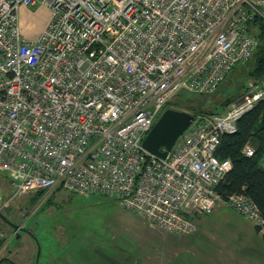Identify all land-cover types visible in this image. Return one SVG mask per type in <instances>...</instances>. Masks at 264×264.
Masks as SVG:
<instances>
[{"label":"built area","instance_id":"2783aa9c","mask_svg":"<svg viewBox=\"0 0 264 264\" xmlns=\"http://www.w3.org/2000/svg\"><path fill=\"white\" fill-rule=\"evenodd\" d=\"M36 3L50 17L31 39L17 11ZM255 17L264 0H0V171L13 195L101 193L179 234L223 202L262 233L248 196L215 189L232 165L215 151L263 84L225 112L194 116L166 157L142 145L177 92H212L250 58Z\"/></svg>","mask_w":264,"mask_h":264},{"label":"rangeland","instance_id":"374dc122","mask_svg":"<svg viewBox=\"0 0 264 264\" xmlns=\"http://www.w3.org/2000/svg\"><path fill=\"white\" fill-rule=\"evenodd\" d=\"M30 9L33 15L25 16L23 22L27 32L33 35L46 14L38 4L31 5ZM237 72L214 92L187 91L176 95L177 92L168 107L197 117L227 111L246 88L239 82ZM258 79L244 78L248 85L261 87ZM232 89L238 93L222 104ZM14 191L11 180L0 171V210L30 230L21 229L15 235L13 228L0 217V258L8 257L16 264H35L38 245L37 264H45L47 254L60 257L63 264H206L203 260L207 255L231 258L233 264H264L262 234L255 229V234L247 240L229 230L226 225L230 218L222 219L220 215L227 208L223 202L211 213L195 219V232L179 234L150 224L118 199L101 193L83 195L66 189H47L43 195H13ZM241 223L252 225L244 219ZM26 240L33 242L35 256H26Z\"/></svg>","mask_w":264,"mask_h":264},{"label":"trees","instance_id":"16d2710c","mask_svg":"<svg viewBox=\"0 0 264 264\" xmlns=\"http://www.w3.org/2000/svg\"><path fill=\"white\" fill-rule=\"evenodd\" d=\"M249 29L251 33L256 34L259 38L256 49L250 58L245 62L236 64L227 73L217 89L235 70H239L237 76L239 82H243V86L247 87L248 85L244 80L247 76L258 77L259 82L264 85V20L255 17L250 22ZM181 92L187 91L180 90L176 95ZM237 93L238 91H235V89L229 91L222 104L227 103ZM246 144L253 145H251L254 148L253 154L247 155L243 152ZM215 154L219 158H229L232 164L230 170L217 183L215 187L217 192L223 199H227L230 195L236 193L245 194L256 204L264 218V96L237 120L235 132H224L220 135ZM46 191L47 189H42L34 194L43 195ZM256 229L258 230V228ZM16 234L17 232H15ZM261 234L264 241V231ZM4 260L6 259H3L0 263Z\"/></svg>","mask_w":264,"mask_h":264},{"label":"water","instance_id":"95a60500","mask_svg":"<svg viewBox=\"0 0 264 264\" xmlns=\"http://www.w3.org/2000/svg\"><path fill=\"white\" fill-rule=\"evenodd\" d=\"M193 119L194 114L188 111L167 107L166 109H164L162 114L158 117L152 128L143 139V147L152 154L158 155L163 158L166 157L175 140L190 125ZM162 147H164L163 150L161 149ZM0 217L4 222H6L13 228L14 232L18 233L19 230L24 229L22 224L15 223L10 218H8L1 210ZM27 230L28 232L30 231L29 229ZM39 254L40 248L38 245L35 264L38 263ZM3 259L8 260L12 264H16L12 260L8 259V257L0 258V262Z\"/></svg>","mask_w":264,"mask_h":264},{"label":"crops","instance_id":"0c3cea01","mask_svg":"<svg viewBox=\"0 0 264 264\" xmlns=\"http://www.w3.org/2000/svg\"><path fill=\"white\" fill-rule=\"evenodd\" d=\"M36 4H38L41 7V9L45 11V14L46 15L43 17L42 23L36 29V31H35V33H33V35H31L30 32H27V29L25 28V25H24V22H23L24 19H25V16L33 15V13H34L33 10L30 9V6L20 5L19 8H18V11H17L19 28H20L21 33L25 37L31 38V39L32 38H35V37H37L39 35V33L42 31V29L44 28V26L46 25V23H47V21H48V19L50 17V10H49L48 6H46L44 4H41V3H36ZM36 4H34V5H36ZM226 207H227L226 210L223 209L222 210L223 212L220 214L221 217H222V219L223 218H227V217L230 218V219H228V225H226V227L229 230H231L232 232H235L238 235H241L244 238H246L247 240H249L255 234L254 233V230L256 228L254 227V225L249 220H247L245 217H243L242 215L238 214L237 212H235L234 210H232L227 205H226ZM200 217H201V215L197 216L198 219ZM243 219L246 220V221H248V222H250L252 225L251 226L250 225H247V226L243 225L241 223V221ZM204 226L205 225L202 226V229L204 228ZM198 229H200V228H198ZM31 244L33 245V242L32 243H29V241L26 240V247H28L27 248L28 253H26V256L29 254L30 257L33 256V254L35 256V253H33L34 252L33 251L34 246H32ZM23 245H25V244H23ZM26 247H25V250H26ZM68 259H71V257H67V260ZM218 260H220L222 262H225V263H229V264L230 263H232V264L234 263V262H232V259L231 258H224L223 257V259H222L221 256H218V255H207V256H205V258H204L203 261L206 264H219V261ZM4 261H7V260H4ZM44 262H45V264H50V263L51 264L52 263H55V264H63V261L61 262L60 257L55 256L53 254L52 255H48L47 254L45 256ZM32 264H34V262Z\"/></svg>","mask_w":264,"mask_h":264},{"label":"flooded vegetation","instance_id":"af4514ba","mask_svg":"<svg viewBox=\"0 0 264 264\" xmlns=\"http://www.w3.org/2000/svg\"><path fill=\"white\" fill-rule=\"evenodd\" d=\"M32 236V235H31ZM3 258V257H2ZM1 264V263H0Z\"/></svg>","mask_w":264,"mask_h":264},{"label":"clouds","instance_id":"9594fccd","mask_svg":"<svg viewBox=\"0 0 264 264\" xmlns=\"http://www.w3.org/2000/svg\"><path fill=\"white\" fill-rule=\"evenodd\" d=\"M166 108H167V107H166ZM166 108H165V109H166Z\"/></svg>","mask_w":264,"mask_h":264}]
</instances>
